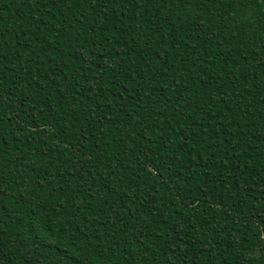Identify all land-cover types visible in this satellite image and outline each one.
<instances>
[{"label":"trees","instance_id":"16d2710c","mask_svg":"<svg viewBox=\"0 0 264 264\" xmlns=\"http://www.w3.org/2000/svg\"><path fill=\"white\" fill-rule=\"evenodd\" d=\"M0 264H264V0H0Z\"/></svg>","mask_w":264,"mask_h":264}]
</instances>
